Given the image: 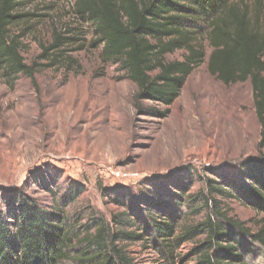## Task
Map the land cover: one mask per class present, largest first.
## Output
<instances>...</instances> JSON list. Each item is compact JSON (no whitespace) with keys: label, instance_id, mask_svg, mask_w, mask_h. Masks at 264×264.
<instances>
[{"label":"rangeland","instance_id":"rangeland-1","mask_svg":"<svg viewBox=\"0 0 264 264\" xmlns=\"http://www.w3.org/2000/svg\"><path fill=\"white\" fill-rule=\"evenodd\" d=\"M21 13L15 32L22 55L40 66L34 81L0 73V190L18 189L45 209L63 210L71 256L83 249L80 241L95 219L114 227L113 215L128 212L141 224L133 209L150 197L162 196L182 214V227L201 222L208 210L192 199L206 179L239 182L240 164L264 158L251 84L225 85L211 75L203 18L191 16L185 24L198 31L206 57L162 117L137 113L136 85L117 65L104 63L103 44L76 14L74 0H25ZM57 34L72 41L46 67L51 61L39 56ZM219 199L225 212L257 230L261 215L251 206ZM203 239L196 233L180 244L179 264H195L193 250ZM125 247L133 264H166L148 235ZM248 259L264 264V251L255 247Z\"/></svg>","mask_w":264,"mask_h":264},{"label":"trees","instance_id":"trees-1","mask_svg":"<svg viewBox=\"0 0 264 264\" xmlns=\"http://www.w3.org/2000/svg\"><path fill=\"white\" fill-rule=\"evenodd\" d=\"M24 2L0 0V73L34 81L40 64L25 61L22 36L15 32L25 18ZM74 7L103 44L104 63L117 65L136 85L137 113L162 117L206 57L196 41L198 31L185 24L188 17L203 18L212 47L209 72L225 85L250 82L260 125L258 148L264 149V0H74ZM71 41L57 34L39 59L51 61L46 67L56 65L58 51ZM177 50L185 51L183 59L168 60ZM238 170L239 182L207 178L205 190L195 194L193 203L200 201L208 210L201 222L182 227V214L162 196L150 197L133 209L141 224H133L134 214L128 212L113 215L114 227L93 220L76 256L69 252L73 238L63 210L45 209L18 189L0 190V264H133L125 244L145 235L166 264H179L180 244L196 233L204 239L193 250L195 264H251L248 256L255 247L264 251V158L247 160ZM221 196L243 201L261 215L257 230L225 212Z\"/></svg>","mask_w":264,"mask_h":264}]
</instances>
